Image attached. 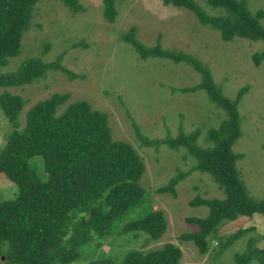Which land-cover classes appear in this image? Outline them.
<instances>
[{"label":"rangeland","instance_id":"obj_1","mask_svg":"<svg viewBox=\"0 0 264 264\" xmlns=\"http://www.w3.org/2000/svg\"><path fill=\"white\" fill-rule=\"evenodd\" d=\"M194 1L208 14L220 13L209 10L205 0ZM78 2L84 11L73 15L60 0H37L18 53L0 67V74H12L28 58L46 63L62 55L60 65L75 77L49 70L39 81L0 87V93L19 95L25 101L18 116L20 128L28 107L55 92L69 93L68 103L85 99L105 112L112 137L129 142L142 157L145 171L139 183L149 195L146 210L159 209L166 218L165 230L156 240H150L142 231L107 235L81 246L79 254L85 259L108 258L119 263L126 251L172 243L181 251L178 264H234L235 255L244 252L248 244L264 249V222L258 213L251 218L221 221L218 237L208 239L204 255L192 240L179 239L198 229L187 218L208 214L207 206H190L189 201L196 196L220 199L223 192L211 175L191 169L196 160L184 147L171 148L165 143L155 146L146 139L195 130V143L210 145L207 130L220 123L224 110L203 90H189L201 80L192 67L166 58L142 59L121 35L134 28L136 38L147 47L155 45L160 36L163 49L189 53L210 69L214 83L230 99L247 86L237 105L241 134L232 149L243 153L237 168L254 199L264 196V59L256 66L252 54L261 51L264 43L240 37L223 41L219 32L201 26L190 11L163 5L161 0H122L113 23L101 17L100 0ZM247 7L253 13L264 10V0H247ZM261 22L264 24V16ZM11 128L0 106V149ZM30 163L35 164L37 173H43L40 157H31ZM178 172L185 176L174 184V194L156 190ZM17 192V186L0 172V202L15 198ZM140 211L131 210L123 219L139 216ZM239 229L245 231L223 246L224 240ZM0 264L13 263L2 255ZM250 264L259 263L252 260Z\"/></svg>","mask_w":264,"mask_h":264},{"label":"trees","instance_id":"obj_2","mask_svg":"<svg viewBox=\"0 0 264 264\" xmlns=\"http://www.w3.org/2000/svg\"><path fill=\"white\" fill-rule=\"evenodd\" d=\"M36 1L0 0V67L18 53L22 35L30 28ZM60 1L73 15L84 11L78 0ZM120 1L100 0L104 21H115ZM161 1L163 5L190 11L201 26L219 32L223 41L240 37L264 43L261 22L264 10L251 12L247 0H205L209 10L220 11L214 14H208L194 0ZM159 37L155 45L147 47L136 38L134 28L121 35L142 59L166 58L192 67L201 80L189 90H203L225 114L217 126L207 130L206 138L212 142L207 146L195 143V130L146 139L155 146L165 143L171 148L184 147L196 160L191 169L208 173L222 189L220 199L196 196L189 201L190 206H207L208 214L203 218H187L198 229L179 237L182 241L192 240L204 255L208 239L218 237L221 221H234L239 216L251 218L258 213L264 222V196L254 199L248 194L237 168L243 153L232 149L241 134L237 105L247 86L240 88L234 99L226 97L207 66L189 53L163 49ZM61 57L58 55L53 62L46 63L28 58L16 72L0 74V87L39 81L49 70L74 78L60 65ZM262 59L264 48L252 54L256 66ZM69 98V93L55 92L32 103L20 128L18 116L25 101L19 95L0 93V106L12 126L0 149V172L18 189L15 198L0 202V257L6 256L13 264H178L181 251L172 243L126 251L119 263L108 258L85 259L79 254L81 246L107 235L142 231L150 240H156L165 230L166 218L159 209L146 210L150 206L149 195L139 183L145 165L134 146L112 137L105 112L85 99L68 103ZM135 129L138 131L137 125ZM34 156L40 157L42 174L30 163ZM184 176L185 173L178 172L156 190L174 194V184ZM131 210H141L138 212L141 215L123 219ZM244 231L233 233L223 246L231 244ZM252 260L264 264V249L248 244L244 252L235 255L234 264H250Z\"/></svg>","mask_w":264,"mask_h":264}]
</instances>
